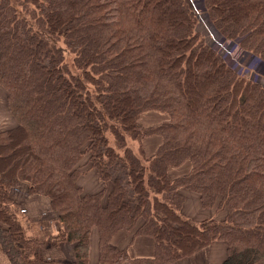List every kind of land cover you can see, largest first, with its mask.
<instances>
[{"label": "trees", "instance_id": "obj_1", "mask_svg": "<svg viewBox=\"0 0 264 264\" xmlns=\"http://www.w3.org/2000/svg\"><path fill=\"white\" fill-rule=\"evenodd\" d=\"M202 8L255 69L206 43L188 0H0V83L16 119L0 131V205L15 215L0 210L9 224H0V245L12 264H32L17 241L30 250L68 241L74 264H88L93 227L96 264H171L214 240L226 242L220 264H264V0ZM147 110L168 118L144 131L137 118ZM153 133L162 139L148 157L126 143ZM86 154L107 191L76 185ZM186 160L190 171L170 179L168 169ZM21 180L57 215L56 232L28 239L32 246L17 237L22 226L8 207ZM182 187L225 218L183 215ZM119 229L152 237L153 254L128 258L111 247Z\"/></svg>", "mask_w": 264, "mask_h": 264}, {"label": "crops", "instance_id": "obj_2", "mask_svg": "<svg viewBox=\"0 0 264 264\" xmlns=\"http://www.w3.org/2000/svg\"><path fill=\"white\" fill-rule=\"evenodd\" d=\"M154 112V116L156 117L155 123L152 125L155 126L162 121L167 120L168 116L166 115H159L157 112L158 111H150ZM161 113V112H160ZM165 114V113H164ZM140 117V116H139ZM142 120V121H141ZM140 123H145L146 121L140 117ZM15 119L13 115L11 114L10 110L8 109L7 102H6V92L2 87H0V131L4 129L11 128L15 126ZM6 124L8 126H6ZM151 125V127H152ZM149 128V126H145ZM150 136L152 140H155V145L150 146L147 148V145L144 146V152L147 154L151 155L154 153L158 145L161 143V136L159 134L153 133L149 134L146 137ZM138 148V147H137ZM185 162L180 164L179 166L176 167H170L168 169V173L171 174L172 170H176L180 168ZM90 174V179L89 182L87 181V177L84 174L82 176V181L80 182V179L78 178L77 184L78 186H81L83 188V192L85 193H92L96 192L100 189H102L104 186L106 187V191L109 189L110 185L106 184V181L102 183L101 187L99 182L100 179L96 176V169H92L89 171ZM179 176V175H178ZM86 177V178H85ZM177 177V176H174ZM173 179V178H172ZM92 184V185H91ZM99 187V188H98ZM98 189V190H97ZM185 191L182 192L184 196V200L182 203V206L180 208V212L195 220L199 221L202 218H213V216H207V214L203 211V209H207L201 206L200 203V198L199 194L194 192L193 190L184 188ZM15 190L18 191V187L14 188L11 190L10 195L11 197L16 200L18 203H20L21 208L23 212L31 219L37 218V216H40L43 212H49L50 211V203L47 197H43L41 195H30V194H25L21 195L19 192H15ZM26 196V197H24ZM103 201L102 203L105 202L106 200V194L102 197ZM190 207H195L193 209V212L191 210H187ZM201 215V217H198V215ZM218 220V219H217ZM27 232L29 235L33 236H49L51 234H54V229H50V227L42 224V222H33V225L31 226V229H27ZM134 229L130 231H126L123 229H120L116 231L111 239H110V246L117 248V249H122L127 246V254L129 258H135V257H146V256H151L153 254V239L152 237L148 235H143V234H138L136 236H133ZM215 243H223V241L220 240H215L212 241L210 244L207 246L203 247L202 249L196 251L190 256H187L188 258H194V259H199L198 255L199 253H202L203 250H205L207 247H210L211 245ZM225 244V243H224ZM16 247H22L23 253L28 254V260L32 261V264H74V251H73V244L68 241H59L56 244H52L50 242L45 243L41 245L40 247H33V249L30 250V247L27 249L24 247V245L20 242L15 243ZM224 247V254L222 257H220L219 261L216 264H220L221 261L224 259L226 256V246ZM35 256V258H34ZM99 256V235H98V230L97 228L93 227L90 235H89V242H88V255H87V263L88 264H96ZM185 259V257L180 258L179 260H176L172 262L171 264H182V260ZM182 261V262H181ZM197 264V262H195ZM0 264H12V261L10 258L7 256L6 252L0 245ZM124 264H129L127 261L124 262ZM198 264H210L209 262H206L205 258H202Z\"/></svg>", "mask_w": 264, "mask_h": 264}, {"label": "rangeland", "instance_id": "obj_3", "mask_svg": "<svg viewBox=\"0 0 264 264\" xmlns=\"http://www.w3.org/2000/svg\"><path fill=\"white\" fill-rule=\"evenodd\" d=\"M188 1L193 5V7L198 12V22L199 23H198L197 29L200 31V33H201L203 39L206 41V43L209 44L210 46H214L215 48H220L221 50L223 49L224 57L229 62L234 63L235 66H238V67L239 66H244L246 68H251L252 67V68L255 69L257 61L254 58H252V57L248 58L244 54H241L240 53L241 51L238 48H236L235 45H231L230 43H228L226 41H222V39H220L219 35H217L213 31V29L209 25V22L206 19V16H204V14H203L204 13V10L202 8L203 0H188ZM65 62H66L67 68H68V70L70 72L76 73V71H78L76 69V67L74 66V64H73L72 55L71 54L67 53L65 55ZM0 87H2L4 89V91L6 92V89L4 88V86L1 83H0ZM6 96H7V93H6ZM6 102H7V99H6ZM7 106H8V104H7ZM8 109H9V107H8ZM150 111H157V110H147V111L142 112L139 115L140 117H142V119H144L146 121L145 123H142V122L140 123L139 122L140 121V117L137 118L138 125L144 131L147 130V127H145V126L151 127V125L153 123H155V121H156V117L154 116L155 113L154 112H150ZM157 113L159 115H166L163 112L160 113V111H158ZM14 119H15V117H14ZM15 121H16V119H15ZM15 125H16V123H15ZM6 126H8V125L6 124ZM147 135H149V134H143L138 140L132 139L131 137H127L126 143L130 146V148L132 149L133 152H137V147L140 146L143 155L148 157L150 155L146 153L147 151L144 152L145 151L144 150V146L147 145V148H148L150 146H154L156 142H155V140H152V138H150V136L146 137ZM111 140H112V138H111ZM76 168H77V172H78L77 176H76V185H78L77 184L78 178L79 179L81 178L80 179V182H81L82 179H83L82 176L84 174L86 175L87 181L89 182L88 179H90L91 176L88 173H89L90 170L94 169L95 167L92 166L91 163L89 162L87 154L82 159H80L78 161V163L76 165ZM190 169H191V163H190L189 160H186L185 163L180 168H178L176 170H172L171 174L168 173V177L170 179H172V178H175L174 176L178 177V175L179 176L180 175H184V174L188 173L190 171ZM96 174H97L96 176L100 179L99 184L101 186L104 181L99 177V175L97 173V170H96ZM106 184L110 185V181H106ZM17 187H18V191L15 190V192H19L20 196L21 195H25V194H30V195H34V196L35 195H41L43 197L44 196L47 197L48 200H49V203H50V199H49L48 196H46L44 194H41V193H38V192H34V191H30L29 190V182H28V180H21L16 185L11 186V188L9 189V195H10L11 190L14 189V188H17ZM101 187H103V186H101ZM80 188H81V186H80ZM184 188L185 187L180 188V192H184L185 191ZM83 191H84L83 188H81V192H83ZM83 193H85V192H83ZM10 197H11V195H10ZM24 197H26V196H24ZM11 199H12V201L10 202L8 207L10 209L14 210V212L16 213L17 220L20 222V224L22 226L21 235H19L17 237L18 238H22L24 243L26 241H28V239H29V241H32L33 239L40 238V236H33V235L31 236L27 232V229H31V226L33 225L34 221L35 222H42V224H44L45 227L48 226V227H50V229H54V233L56 232L57 215H56V212L51 209V205L50 204H49L50 205V211L48 213L45 211L42 214H40V216H37V218L31 219L22 211L20 203H18L12 197H11ZM101 201H103V200H101ZM1 209H3L2 205H0V210ZM193 209H195V207H190L187 210H191V212H193ZM10 211L11 210H9V209L6 210L5 212L1 210V212L4 215H7V216L12 217L13 219H15L14 218L15 215H14L13 211H11V212ZM203 211L207 214V216L215 217L216 220L217 219L218 220L224 219L225 216H226V213H227L226 209L217 211L215 206L207 208V209H203ZM201 215L202 214L198 215V217H201ZM202 219H205V218H202ZM202 219H200V220H202ZM0 224L2 226H6V227H8V225H9L7 222L2 221V220H0ZM16 227H17V225H16ZM11 228H13V227H11ZM18 229H21V228H18ZM91 230H90V232H91ZM12 238H14V237H12ZM41 238H44V237H41ZM220 241H223V240H220ZM88 242H89V240H88ZM20 243H22V242H20ZM26 244L28 246L31 245L30 242H26ZM127 246H128V244H127ZM127 246H125V248H127ZM223 246H226V242H224V241H223L222 244L221 243H215V244L211 245L210 247H207L205 250H203L202 253H199L197 255H198L200 261L202 260V258H205L206 262L210 261V264H216L219 261L220 257H222L223 254H224V247ZM128 258H129V256H128ZM179 259H177V260H179ZM199 259H194V258H191V257L188 258L187 256H185V259H183L182 260L183 262L182 261L181 262H182V264H196L195 262H197V264H198L199 263ZM125 261H127L130 264V262L127 259L123 260V261H120L118 264H124Z\"/></svg>", "mask_w": 264, "mask_h": 264}]
</instances>
